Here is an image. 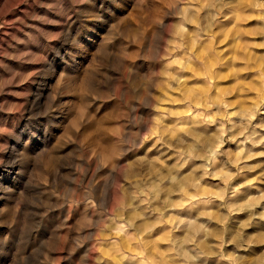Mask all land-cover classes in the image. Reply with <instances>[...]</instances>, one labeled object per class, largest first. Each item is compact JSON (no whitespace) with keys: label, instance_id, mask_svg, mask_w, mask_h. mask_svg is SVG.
Wrapping results in <instances>:
<instances>
[{"label":"rangeland","instance_id":"obj_1","mask_svg":"<svg viewBox=\"0 0 264 264\" xmlns=\"http://www.w3.org/2000/svg\"><path fill=\"white\" fill-rule=\"evenodd\" d=\"M0 264H264V0H0Z\"/></svg>","mask_w":264,"mask_h":264}]
</instances>
